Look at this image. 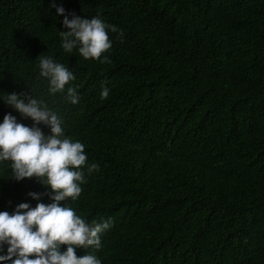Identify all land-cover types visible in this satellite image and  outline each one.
Listing matches in <instances>:
<instances>
[{"label": "trees", "instance_id": "trees-1", "mask_svg": "<svg viewBox=\"0 0 264 264\" xmlns=\"http://www.w3.org/2000/svg\"><path fill=\"white\" fill-rule=\"evenodd\" d=\"M61 6L122 30L109 31L111 63L63 50ZM39 55L75 75L79 103L48 92ZM11 93L43 100L99 166L61 203L112 221L102 264H264V0H0V123L32 127ZM50 192L0 161V211Z\"/></svg>", "mask_w": 264, "mask_h": 264}, {"label": "clouds", "instance_id": "clouds-1", "mask_svg": "<svg viewBox=\"0 0 264 264\" xmlns=\"http://www.w3.org/2000/svg\"><path fill=\"white\" fill-rule=\"evenodd\" d=\"M58 15L64 16L60 31L61 47L67 53L78 49L84 59H95L100 63H111L105 55L112 42L109 31L122 30L105 23L99 15L91 19L81 18L72 13L69 19L66 10L57 8ZM40 76L49 83L51 95L65 93V99L72 104L79 103L77 88L67 85L76 79L75 75L62 63L50 56L38 57ZM101 99L109 96V89L103 87ZM4 102L17 110L24 118L34 121L32 127L17 122L11 113L0 123V161H9L11 175L17 181L37 178L51 189L52 203L19 204L13 213L0 211V245L7 244V255L0 261L11 264H102L94 254L102 247L101 235L111 227L112 221L89 224L76 214L67 203L75 201L82 193L81 185L86 183L84 168L91 174L98 170L96 163L87 164L85 145L73 141L65 133L63 120L41 99L33 94L11 93L3 96ZM27 101V102H26ZM50 128L45 135L39 125ZM29 196L40 200L41 194L30 192ZM67 246L62 251V246ZM84 249L85 255L78 256L77 249ZM92 249L93 251H88Z\"/></svg>", "mask_w": 264, "mask_h": 264}]
</instances>
